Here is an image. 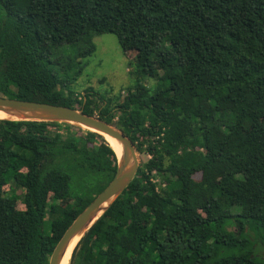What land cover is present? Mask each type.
<instances>
[{
    "label": "trees",
    "instance_id": "16d2710c",
    "mask_svg": "<svg viewBox=\"0 0 264 264\" xmlns=\"http://www.w3.org/2000/svg\"><path fill=\"white\" fill-rule=\"evenodd\" d=\"M102 33L138 77L97 115L144 157L69 264H264V0H0V94L96 114L71 84ZM116 168L96 131L0 118V264H48Z\"/></svg>",
    "mask_w": 264,
    "mask_h": 264
},
{
    "label": "water",
    "instance_id": "95a60500",
    "mask_svg": "<svg viewBox=\"0 0 264 264\" xmlns=\"http://www.w3.org/2000/svg\"><path fill=\"white\" fill-rule=\"evenodd\" d=\"M0 109L10 113H19L9 119L57 120L78 124L84 128L106 133L118 140L122 146L121 157L117 155V168L114 177L94 199L75 217L66 229L49 258L48 264H59L68 241L75 234L80 236L98 219L116 197L129 185L137 173L139 158L135 143L119 127L95 115L79 109L49 102L9 98L0 94ZM114 150V149H113ZM107 202L105 206L103 204ZM101 210V211H100ZM100 212V213H99Z\"/></svg>",
    "mask_w": 264,
    "mask_h": 264
},
{
    "label": "rangeland",
    "instance_id": "374dc122",
    "mask_svg": "<svg viewBox=\"0 0 264 264\" xmlns=\"http://www.w3.org/2000/svg\"><path fill=\"white\" fill-rule=\"evenodd\" d=\"M18 13L17 11H12V15L14 16H17ZM94 42L96 44L95 51L83 58L84 66L82 73L73 81L71 87L77 92L78 101L88 100L87 90H90L89 93L97 96L95 98L98 99L97 101H99L101 107L94 115L99 117L98 113L105 112L116 103H120L121 105L126 104L127 88L129 86L133 87L138 74L135 72L134 65L130 63L134 52H124L115 34L102 33L95 35ZM144 82L150 86H155L156 84L155 78L152 77H148ZM101 96L104 99H101ZM79 105L81 104L79 103ZM116 108L118 107L116 106ZM114 119L117 120V116ZM263 121L264 117L261 118L257 126L260 127ZM137 153L140 165L144 155L138 151ZM20 182L21 179L19 176H16L15 185ZM4 189H9L8 185H5ZM66 201L63 200L62 203L65 204ZM15 205L17 208H24V205L20 201H17ZM230 228L237 230L234 224ZM257 253L264 256V245L258 248Z\"/></svg>",
    "mask_w": 264,
    "mask_h": 264
},
{
    "label": "bare ground",
    "instance_id": "6f19581e",
    "mask_svg": "<svg viewBox=\"0 0 264 264\" xmlns=\"http://www.w3.org/2000/svg\"><path fill=\"white\" fill-rule=\"evenodd\" d=\"M17 113H10L8 111H5L4 109H0V118H7V117H17ZM105 140L108 142V144L114 149V151L117 153L119 158L121 157L123 150L121 144L116 140L115 138L109 136L106 133H102ZM107 202L103 204L105 206ZM101 211V210H100ZM100 213V212H99ZM79 239V234H75L71 237V239L68 241V244L64 250V253H62V256L60 258L59 264H69V260L73 251L74 246L76 245L77 241Z\"/></svg>",
    "mask_w": 264,
    "mask_h": 264
}]
</instances>
